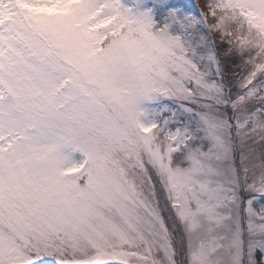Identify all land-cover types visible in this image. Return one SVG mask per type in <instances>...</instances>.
Wrapping results in <instances>:
<instances>
[{"label": "snow or ice", "instance_id": "obj_1", "mask_svg": "<svg viewBox=\"0 0 264 264\" xmlns=\"http://www.w3.org/2000/svg\"><path fill=\"white\" fill-rule=\"evenodd\" d=\"M0 264H264V0H0Z\"/></svg>", "mask_w": 264, "mask_h": 264}, {"label": "rangeland", "instance_id": "obj_2", "mask_svg": "<svg viewBox=\"0 0 264 264\" xmlns=\"http://www.w3.org/2000/svg\"><path fill=\"white\" fill-rule=\"evenodd\" d=\"M177 2H178V3H181V4H183V3H188L187 0H177Z\"/></svg>", "mask_w": 264, "mask_h": 264}]
</instances>
